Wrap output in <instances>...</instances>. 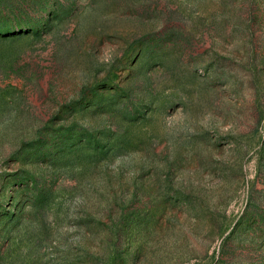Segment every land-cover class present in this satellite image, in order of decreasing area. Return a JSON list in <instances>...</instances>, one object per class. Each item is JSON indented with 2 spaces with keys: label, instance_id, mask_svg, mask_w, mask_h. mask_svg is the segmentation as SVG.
Returning <instances> with one entry per match:
<instances>
[{
  "label": "rangeland",
  "instance_id": "1",
  "mask_svg": "<svg viewBox=\"0 0 264 264\" xmlns=\"http://www.w3.org/2000/svg\"><path fill=\"white\" fill-rule=\"evenodd\" d=\"M0 264H264V0H0Z\"/></svg>",
  "mask_w": 264,
  "mask_h": 264
}]
</instances>
